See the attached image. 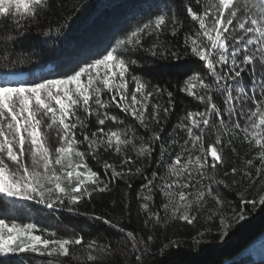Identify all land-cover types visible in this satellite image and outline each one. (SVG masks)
Wrapping results in <instances>:
<instances>
[{"label": "snow or ice", "instance_id": "obj_1", "mask_svg": "<svg viewBox=\"0 0 264 264\" xmlns=\"http://www.w3.org/2000/svg\"><path fill=\"white\" fill-rule=\"evenodd\" d=\"M200 5L201 0H196L195 5L189 0L185 6L187 16L198 22L199 30L194 38L186 34L184 44L205 63L207 78L212 82L205 83V78L195 77L204 94L193 91V78L184 81L181 90L203 102L205 111L187 112L178 127L186 130L188 139L180 151L170 157L166 176L153 172L152 179L143 186L149 193L158 187L169 199V203L163 205L165 212L171 207L174 216L179 213L178 218L188 223L192 222L188 215L192 204L204 201L213 193L211 184L201 186V182L209 167L215 169L223 163L225 140L230 144L233 139L241 138L257 147L261 167H264V0H242V3L241 0H206L202 10ZM52 6L51 0H0V20H13L16 25L22 17L34 21ZM179 25L174 14H158L124 40H119L117 47L141 48L144 36H155L156 41L147 51L153 56L162 55L168 48L159 42V35L170 30L175 36ZM131 63L135 61L122 58L113 48L61 79L0 83V193L10 198L35 200L48 208L64 207L67 203V210L72 212L85 197L110 190V182H105L93 171L89 159L95 160L102 153L114 151L122 157L121 170L107 161L103 162L104 168L110 169L113 177H121L126 175L123 169L132 162V157L126 153L129 145L137 157L151 156L152 145L161 139L162 127L145 141L143 137L137 138L130 126H107L109 122L124 123L117 115L110 114L113 105L129 113L146 129L149 121L161 126L170 113L172 92H167L165 106L159 102L152 104L150 100L165 90L147 85L136 76L131 77L135 87L130 90L127 73ZM218 66L226 70L218 71ZM244 73L248 74L246 79ZM105 94H111L110 99H103ZM217 95L222 97L221 105L215 102ZM81 111L87 114L85 118L78 114ZM88 117H95L94 131ZM54 126L58 142L52 146L47 132ZM213 134L215 139L206 146L205 138ZM137 139L139 147L135 143ZM197 151L199 155H195ZM166 155L163 151L160 153L162 166ZM252 165L253 160L245 162V166ZM135 171L141 172V169ZM232 171L235 173L237 169ZM131 172L132 168L128 167V173ZM260 174L261 168H257V175ZM157 179L162 183L155 184ZM190 188L197 191H188ZM193 195L194 200L189 199ZM258 196L259 202L264 204V192ZM145 199L152 197L148 195ZM143 207L147 209L148 204ZM151 217L158 221L159 213L150 212ZM100 219L112 224L110 219ZM113 226L119 228L118 224ZM36 227V224L21 226L14 221L9 225L5 219H0V254L30 251L47 256H68L71 246H82L87 249L89 264H99L93 255L98 249L95 240L85 245L82 236L57 238L55 232L42 238L33 234ZM126 235L133 241L134 248L138 244L147 247V240L152 239L149 236L147 240H137L133 232ZM98 250L103 253L110 251V247ZM140 260L141 256L136 255L137 264Z\"/></svg>", "mask_w": 264, "mask_h": 264}, {"label": "trees", "instance_id": "obj_2", "mask_svg": "<svg viewBox=\"0 0 264 264\" xmlns=\"http://www.w3.org/2000/svg\"><path fill=\"white\" fill-rule=\"evenodd\" d=\"M205 2L201 0V10ZM51 3V9L34 21L22 17L16 25L13 20H0V77L26 74L24 83L61 79L116 48L122 58L135 61L127 73L130 90L135 87L131 77L136 76L147 85L165 90L162 95L150 98L152 104L159 102L167 106V92H172V107L166 122L156 126L149 121L147 129L129 113H123L115 105L111 107L110 114L117 115L124 123L109 122L108 127L130 126L135 136L145 141L160 127L163 132L161 139L152 145L154 151L149 157H137L132 146L127 147L126 153L132 157V162L123 169L126 175L121 177H113L111 170L104 168L103 162L107 161L121 170L122 157L114 151L102 153L95 160L89 159L93 171L110 182L108 192L85 197L72 212L67 210V203L64 207L48 208L35 200L10 198L0 193V219L36 224L41 231L46 230L42 231L46 238L48 233L55 232L57 238L82 236L85 245L95 240L98 249L110 247V251L103 253L98 249L93 251L99 264H137L136 255L141 256L138 264H250L241 254L264 234V204L259 202L258 196L264 192V167H261L257 147L241 138L233 139L230 144L225 140L223 163L215 169L209 167L201 182V186L211 184L213 193L188 209L191 223L178 218L179 213L174 216L171 207L165 212L163 205L168 204L169 199L158 187L151 193L143 187L152 179L153 172L166 176L170 157L180 151L188 139L186 130L178 127L187 112L205 111L203 102L181 90L184 81L193 78V91L204 94L195 77L205 78V83L212 82L207 78L205 63L184 44L186 34L194 38L199 30L198 22L187 16L185 6L189 0H51ZM192 3L195 5L196 0ZM161 13L174 14L180 21L177 35L173 36L170 30L159 35V42L168 48L167 52L162 48V55L153 56L147 51L156 41L155 36H144L141 48L117 47L119 40ZM222 70L226 69L218 66V71ZM247 75L244 73L243 78ZM110 95H102V98L110 99ZM215 102L221 105L222 97L217 95ZM78 114L82 118L87 116L82 111ZM87 119L94 131L95 117ZM214 139V134L206 137V146ZM135 143L139 147L138 139ZM162 151L167 154L163 157V166ZM247 160H253V165L245 166ZM128 167L132 168L131 173ZM136 168L141 172H136ZM233 168L237 169L235 173ZM257 168H261L259 176ZM154 183L159 185L162 181L157 179ZM188 191L195 193L197 189ZM148 195L151 200L145 199ZM194 198V195L189 197ZM144 204H148L147 209ZM150 212L159 213L158 221L156 217L149 218ZM100 217L110 219L112 224ZM116 224L119 228L113 226ZM127 232H133L137 240H147L149 236L152 239L147 240V247L138 244L134 248ZM86 256V248L71 246L68 256L30 251L0 254V264H89Z\"/></svg>", "mask_w": 264, "mask_h": 264}, {"label": "rangeland", "instance_id": "obj_3", "mask_svg": "<svg viewBox=\"0 0 264 264\" xmlns=\"http://www.w3.org/2000/svg\"><path fill=\"white\" fill-rule=\"evenodd\" d=\"M242 3V0H241ZM103 70H101L102 72ZM26 74H20V75H7L5 78L0 77V83H3L7 81L8 83L17 84L21 83L26 79ZM86 79L85 77H82V80ZM48 121H45L47 123ZM44 129L42 128V131ZM48 141L49 144L52 146H55L57 144V134H56V128L55 126L53 129L48 130ZM9 225H11L12 222H8ZM16 223V222H15ZM19 224V223H17ZM19 225H25V224H19ZM34 235H40L42 238H46L45 234L40 230V228L37 226L36 229L33 232ZM242 258L250 264H264V234L260 236L254 243L250 244L244 252L241 254Z\"/></svg>", "mask_w": 264, "mask_h": 264}]
</instances>
